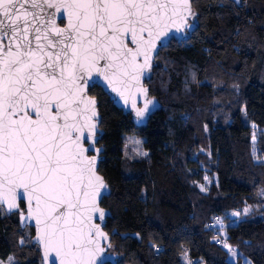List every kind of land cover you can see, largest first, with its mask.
Instances as JSON below:
<instances>
[{
  "label": "trees",
  "instance_id": "16d2710c",
  "mask_svg": "<svg viewBox=\"0 0 264 264\" xmlns=\"http://www.w3.org/2000/svg\"><path fill=\"white\" fill-rule=\"evenodd\" d=\"M192 2L197 29L188 41L172 39L154 62L147 84L162 107L146 126L101 87L90 88L100 91L94 95L104 129L99 172L112 189L102 206L112 212L105 228L116 264H189L185 256L190 264H248L231 262L218 238L250 264H264V217L243 213L247 206L264 212L256 194L264 189V0ZM212 71L220 76L212 78ZM215 101L223 108L212 113ZM199 111L205 114L198 124ZM132 133L142 138L146 157L126 158ZM26 229L18 213L0 214V260L42 264L38 246L20 243Z\"/></svg>",
  "mask_w": 264,
  "mask_h": 264
},
{
  "label": "snow or ice",
  "instance_id": "6c2138e0",
  "mask_svg": "<svg viewBox=\"0 0 264 264\" xmlns=\"http://www.w3.org/2000/svg\"><path fill=\"white\" fill-rule=\"evenodd\" d=\"M191 4L0 0V214L18 212L22 228L34 221L44 261L97 264L104 251L100 238L107 234L94 216L107 215L97 198L108 186L97 174V157L86 155L99 152L97 102L87 87L103 77L121 97L133 88L146 96L141 78L157 41L192 27ZM152 103L135 108L136 118ZM243 211L249 214L251 207Z\"/></svg>",
  "mask_w": 264,
  "mask_h": 264
},
{
  "label": "water",
  "instance_id": "95a60500",
  "mask_svg": "<svg viewBox=\"0 0 264 264\" xmlns=\"http://www.w3.org/2000/svg\"><path fill=\"white\" fill-rule=\"evenodd\" d=\"M231 1H233L237 5H240L242 2V0H240L239 3H237L236 0H231ZM191 7H192V11L196 13L195 17H188V22H189V24L192 25V27H184L181 29L180 32H176L175 29H173L167 37L162 38L161 41H157V50L152 53V60H151L152 66L148 70L147 74L141 78V87L146 88L148 90L146 96L143 95L142 93L138 92L135 88H133V89H131V95H129L128 92H125V95L123 97H121L117 92H113L111 90L112 85H109L107 83V81H105L103 79V77H100L98 79H93L91 81V83L89 84V86L87 87L88 96L90 98H94L97 102L96 103V111L98 113L99 119H98V133L95 137L94 148L99 149V152H95V151L90 150L86 153V155H88L90 157L95 155L97 157V160H96L97 174L104 178V181L108 186V189H107V191L104 192L103 197L97 198L98 208L103 210L105 213H107V215H105L102 220L97 219L94 216V223L98 224L100 226L101 230L107 234L106 238H103V237L100 238V245L104 249V251H103V253H101L97 257V264H108V263L116 264V261H117L119 255L113 251V246H112V242H111V239H112L111 234L105 228L108 218H110L112 216V212L110 209L102 206V201H103L104 197H108L111 195L112 189H111L110 185L108 184V182L106 181L104 175L99 172L100 163L104 159L103 158L104 146L99 144V142L102 138V135L104 134V129H102V127H101L102 115H101L100 110H99V100L96 96H94L90 93V88H92L95 85L101 87L103 89V91L109 96V98L111 99L113 104L118 109L122 110L124 114H131L132 120L137 126H146L148 124L149 119L156 112H158L162 107L161 102L155 96H152L150 94V86L147 84V82L151 78L152 69L154 66L155 59H156L157 55L159 54V51L162 48L166 47L172 39H176V40L182 41V42L188 41L191 34L197 29V17L199 15V12L193 6V2L191 4ZM57 22L60 24V26H63V23L61 21L58 20ZM116 87H119V85H117ZM148 100L153 101V103L149 105L150 111H148L142 119H137L136 115H135V108H143L145 103H147ZM125 101H127V102H125ZM85 135H87V132L85 133ZM84 144L87 147L89 142L87 140H85ZM18 203L20 206V210L24 211L25 214H27V209H26V205H25L24 201L20 200V201H18ZM21 203L24 204L23 207H22ZM5 207H6V205H5ZM13 213H18V212H13ZM13 213H7V215L10 216ZM96 216H98V213L96 214ZM19 222H20V216H19ZM20 226H21V223H20ZM27 227H31L34 229V235L31 239V244L33 246H38V248L40 250L42 264H50V261H44L43 260V248L41 245H39L38 241L35 239L37 236V230H36V226H35L34 221L29 222ZM27 227H23V228L21 227V228L26 229ZM109 245H111V247H109Z\"/></svg>",
  "mask_w": 264,
  "mask_h": 264
},
{
  "label": "rangeland",
  "instance_id": "374dc122",
  "mask_svg": "<svg viewBox=\"0 0 264 264\" xmlns=\"http://www.w3.org/2000/svg\"><path fill=\"white\" fill-rule=\"evenodd\" d=\"M206 1L207 0H200L201 5L202 4H205ZM250 37L253 39L254 36L251 35ZM212 73H213L212 74V78H214V76H218V77L220 76V73H218L217 71H212ZM229 78H230V88L229 89L231 90V88H232L234 90V92H235V89L237 88V86H235L236 83H233V82H236L237 80H235L236 78H234V75L233 74H230V77ZM218 80H220L218 86H223L222 80L220 78ZM210 81H212V80H210ZM225 86H227V85H225ZM215 89L217 90V86H216ZM222 90H225V89H222ZM230 93H232V91H230ZM236 93H238V91H236ZM92 94L100 97V95H99L100 94V91L98 89L92 91ZM234 98L237 101V99H239L240 97H239V95H236L235 94V97ZM221 104L222 103H219L218 101L213 102L212 105L210 106V109L208 111H210L212 113H216L219 109H222L223 108ZM203 114H205L204 111L203 112H200L199 111V113L196 115L194 121L199 124V122H201L200 119L203 118V116H204ZM124 149H125L126 158L129 159V160H134V159H138V158H144V157H146L148 155V151L143 147L142 138L139 137L135 133L134 134L132 133V134H129L128 136H126V142H125V145H124ZM144 153H147V155H144ZM262 192H264V189H259L256 194L258 196L257 198L259 200V204H262L264 206V196L260 195ZM247 207H249V206H247ZM250 207H251V211H250L249 214H246V215H251V216H255V217H264V212H257V211L254 210V208L252 206H250ZM243 213H244V211H243ZM218 222H219L218 223V226L220 227V230H222V233L225 235L224 229H222L223 226H224V224H225V222L223 220H221V219ZM32 236L33 235L31 233V229H30V227H28L24 231V236L22 238L24 240V243L23 244L30 245L31 244ZM226 245H227V247L225 246V248L229 252V260L231 262L235 263V262L238 261V259L242 258V260L244 262H247L248 264H250L249 263V260L240 253V251H239V249H238L237 246H234V245L228 244V243H226ZM229 249H234L235 252H236V255L235 256H232L230 254ZM185 262L190 264V260L186 256H185ZM16 263H17V259L14 256H12V257L10 256L5 261L0 260V264H16ZM124 264H137V262H134V261L133 262H129L128 261V262H126Z\"/></svg>",
  "mask_w": 264,
  "mask_h": 264
},
{
  "label": "built area",
  "instance_id": "2783aa9c",
  "mask_svg": "<svg viewBox=\"0 0 264 264\" xmlns=\"http://www.w3.org/2000/svg\"><path fill=\"white\" fill-rule=\"evenodd\" d=\"M209 225H210L211 228H214L215 227V222L212 221V222L209 223ZM217 243L219 245H225L226 241L223 238H218L217 239Z\"/></svg>",
  "mask_w": 264,
  "mask_h": 264
}]
</instances>
